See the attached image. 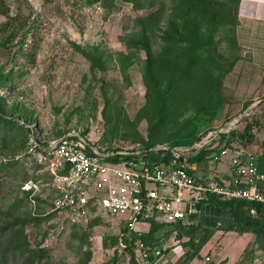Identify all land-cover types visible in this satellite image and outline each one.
Masks as SVG:
<instances>
[{
	"label": "rangeland",
	"instance_id": "rangeland-1",
	"mask_svg": "<svg viewBox=\"0 0 264 264\" xmlns=\"http://www.w3.org/2000/svg\"><path fill=\"white\" fill-rule=\"evenodd\" d=\"M178 1L0 0V264H89L99 248L93 238L117 232V218L70 225L50 213V174L41 167L36 145L46 147L69 131L105 147L197 138L199 143L221 130L228 161L239 149L264 153V71L236 42L238 0H206L202 38L211 36L212 42L207 55L186 50L179 57L186 64L183 86L171 94L148 91L147 55L130 39L141 32L140 21L155 16V33L146 37L156 58ZM171 62L172 73L163 69L158 82L175 77L173 56ZM213 67L220 75L229 69L221 87L225 104L212 123L194 129L189 124L196 110L211 96ZM29 180L41 184L34 203L21 191ZM124 257L116 249L98 263L120 264Z\"/></svg>",
	"mask_w": 264,
	"mask_h": 264
},
{
	"label": "built area",
	"instance_id": "built-area-1",
	"mask_svg": "<svg viewBox=\"0 0 264 264\" xmlns=\"http://www.w3.org/2000/svg\"><path fill=\"white\" fill-rule=\"evenodd\" d=\"M233 123L226 126L232 131ZM190 147L156 145L148 151L143 145L99 146L82 134L69 131L50 141L39 160L50 174L53 202L50 213L60 223L78 225L105 217L117 218L115 249L133 246L136 264H148L150 248L141 240L151 223L173 224L197 214L198 205L210 195L222 200H243L264 207V171L258 170L263 153L239 149L230 156L223 180L216 175L202 176L189 158L212 143ZM210 161L218 163L230 149L219 146ZM170 152L168 160H150L146 154ZM117 157L118 161L112 159ZM40 181L29 180L22 193L34 203ZM255 215V209L250 210ZM209 258L206 257V261Z\"/></svg>",
	"mask_w": 264,
	"mask_h": 264
},
{
	"label": "crops",
	"instance_id": "crops-1",
	"mask_svg": "<svg viewBox=\"0 0 264 264\" xmlns=\"http://www.w3.org/2000/svg\"><path fill=\"white\" fill-rule=\"evenodd\" d=\"M235 38L250 63L264 71V0H238ZM218 163L204 160L195 164L202 176L216 175L228 180V159ZM248 214L256 216L250 211ZM143 238L150 248L148 264H264V232L237 229L231 213L204 202L187 221L151 223ZM93 239L99 248L93 251L89 264H97L104 253L116 250L104 249L101 237ZM123 253L120 264H136L134 251L132 255Z\"/></svg>",
	"mask_w": 264,
	"mask_h": 264
},
{
	"label": "trees",
	"instance_id": "trees-1",
	"mask_svg": "<svg viewBox=\"0 0 264 264\" xmlns=\"http://www.w3.org/2000/svg\"><path fill=\"white\" fill-rule=\"evenodd\" d=\"M127 1L131 2L132 0ZM205 3L206 0H179L174 4V7L172 8V15L167 19L166 29L162 31V37H160V40L164 42L162 44L163 52L157 54L156 58H154L150 42L148 41L149 38L146 37L147 32H152L151 34L155 33V16H149V18H146L145 20L139 22L141 24V32L139 33V35L134 34L131 38L132 40L130 39V42H133L135 48L143 49L145 51V54L147 55L144 69V80L146 82L148 91L155 88L154 90L157 92H165L167 94H171V88L179 89L181 88V86H183L185 82L184 72L186 64L185 59H179V57H184V52L186 50L190 51L192 49L196 54H202L203 57L204 55H207V47L211 48L212 42L211 36L202 38V28L207 26L205 24V21L206 18H208L209 16V11L205 9ZM1 14H4V16H6L7 13H5L4 11ZM235 20L236 29L237 7ZM208 38L209 41L206 43ZM208 43H210V46H208ZM82 54L89 60H93L90 52L82 51ZM161 55L167 56L169 59L167 58L164 61L159 60ZM172 56L173 59H175V61L177 62V67L175 69V77L170 74L168 75L170 77L168 81L158 82V80L156 79V74L161 72L163 69L165 74L167 71L172 73ZM194 63L200 64L198 59H194ZM231 67L232 64L230 65V68ZM228 71L229 69L220 75V73H217L218 69L216 68L215 71L212 72L211 81L208 86L211 94L210 99L207 103H205L203 106L199 107L196 110L195 115L191 120L189 126H192L194 129H196L201 124H210L213 122L218 110L222 107V105L225 104L221 87L223 84L224 76L227 74ZM250 104L251 103L246 102L244 103V106L248 107ZM243 132L244 134L247 133L248 136H250L248 127H246ZM225 137V133H220L218 135V139H216L218 140L217 143L215 142L214 144V142H212L209 145H206L201 148L196 155L189 158V162L197 164L206 159H211L215 151L218 150L216 154L219 153V146L224 145ZM241 137H243V135ZM198 140L199 138L194 139L192 141L174 140L156 143L146 142L142 143V145L144 149L148 151L150 148L162 144H166L170 147H190L195 143H198ZM161 155V152H148L146 154V157L150 160L156 161H168L172 157V154L170 152H166L165 156L163 157ZM112 160L118 161V158L115 157ZM257 165L259 171H264V153L261 155V157H259ZM42 166L43 165H41V167ZM23 194L28 197L26 193ZM204 203L214 205L222 211L231 213L234 218V226H236L237 229H252L255 232H264V215L262 214V212H264V207L262 206L237 199L222 200L212 195L208 196ZM252 208L256 210V216L254 218L248 214ZM193 218H195V216H193ZM143 239L144 238L142 236L141 240ZM115 246L116 238L114 236H110L102 240V247L104 249L114 248ZM127 251L129 252V254L132 255L133 246L130 245Z\"/></svg>",
	"mask_w": 264,
	"mask_h": 264
},
{
	"label": "water",
	"instance_id": "water-1",
	"mask_svg": "<svg viewBox=\"0 0 264 264\" xmlns=\"http://www.w3.org/2000/svg\"><path fill=\"white\" fill-rule=\"evenodd\" d=\"M254 106H255V105L250 106V107L247 109V111L251 110ZM220 133H222L221 130H219V131H215V132H213L212 134H209L206 138H204L203 140H201L199 144H200V145H204V144L210 142V140H211L212 138H214L215 136H217V135L220 134ZM262 214L264 215V212H262Z\"/></svg>",
	"mask_w": 264,
	"mask_h": 264
}]
</instances>
